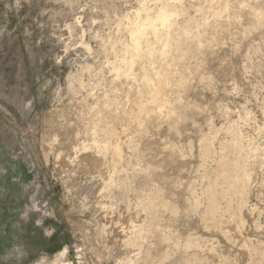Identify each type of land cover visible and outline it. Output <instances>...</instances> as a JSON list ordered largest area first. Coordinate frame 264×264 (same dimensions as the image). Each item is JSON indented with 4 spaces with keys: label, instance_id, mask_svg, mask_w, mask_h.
Here are the masks:
<instances>
[{
    "label": "rangeland",
    "instance_id": "374dc122",
    "mask_svg": "<svg viewBox=\"0 0 264 264\" xmlns=\"http://www.w3.org/2000/svg\"><path fill=\"white\" fill-rule=\"evenodd\" d=\"M55 263L264 264V0H0V264Z\"/></svg>",
    "mask_w": 264,
    "mask_h": 264
},
{
    "label": "bare ground",
    "instance_id": "6f19581e",
    "mask_svg": "<svg viewBox=\"0 0 264 264\" xmlns=\"http://www.w3.org/2000/svg\"><path fill=\"white\" fill-rule=\"evenodd\" d=\"M173 22H174V12L170 9V8H168L167 6H163V7H161L158 11H157V14L155 15V16H152V15H150V14H147V17L145 18V20L144 21H140V20H137L136 22H134V25H133V27H132V47H131V49H132V51H133V53H134V56L130 59V62L128 63V64H130V66L133 68V66L134 65H137L136 63H137V61H138V59H139V57H140V50H141V48H142V46H143V43L146 41V39L147 38H149V37H146L147 35H148V31H151L152 32V34H155L156 35V37H161L160 36V31L162 32V30H160V26H162V27H172L173 26ZM167 28H162L163 30L164 29H167ZM158 40V39H157ZM148 42V41H147ZM147 42H145V43H147ZM149 43H150V40H149ZM147 46V45H146ZM142 51V50H141ZM148 51L149 52H147V53H152V52H154L155 53V51H153V48H151V47H149L148 48ZM143 52V51H142ZM145 52V51H144ZM132 53V52H131ZM146 54V53H145ZM133 55V54H132ZM142 55V54H141ZM148 55V54H147ZM151 55V57H153L152 56V54H150ZM149 56V55H148ZM154 56H155V54H154ZM139 64V63H138ZM134 69V68H133ZM132 69V71H134ZM128 70H130V69H128ZM139 70V69H138ZM126 72H128V71H125V73ZM129 72H131V71H129ZM124 73V72H123ZM133 73V72H132ZM131 73V74H132ZM135 73V72H134ZM129 74V73H128ZM136 74V73H135ZM137 76V75H136ZM140 76H141V74H140ZM146 82V81H145ZM152 82V81H151ZM154 82V81H153ZM161 84V83H160ZM147 85V84H146ZM155 87H156V91H155V93L154 94H159V92H160V90L162 89L161 88V86L159 85V84H155ZM149 88V87H148ZM164 90V89H163ZM162 90V91H163ZM151 91H153V90H151ZM149 92V91H148ZM147 92V93H148ZM151 93V92H150ZM149 93V94H150ZM155 95V96H156ZM162 95H163V93H162ZM157 97V96H156ZM161 98V97H160ZM154 99V98H153ZM143 100H144V98H143ZM141 101V100H140ZM150 103H151V101H150ZM109 104V103H108ZM149 104V103H148ZM139 105V107H137V108H139V110L138 111H144L145 110V108H144V106L141 104L140 105V103L138 104ZM109 106V105H108ZM153 106V105H152ZM164 106V105H163ZM151 109V108H150ZM154 110L152 109V112H153ZM137 112V111H136ZM145 112H147V111H145ZM145 112H143V113H145ZM148 113H151V112H148ZM128 114V113H127ZM126 114V115H127ZM136 115L138 114V113H135ZM141 114V113H140ZM139 114V115H140ZM142 115V114H141ZM134 117V115H133V113H131V115H130V118H133ZM136 118H138V116H136ZM95 125V124H94ZM98 128V127H97ZM112 131V130H111ZM116 130H113L112 132H111V135H115L116 134V132H115ZM109 139V138H108ZM113 139V138H112ZM128 140V139H127ZM104 141V140H103ZM110 142V141H109ZM115 143V142H114ZM123 143V141H122V138L117 142V143H115V144H113V142L111 143L112 144V147H113V149L115 150V155L116 154H118V152H117V148L121 145ZM86 144V143H85ZM110 144V143H109ZM103 146H105L106 147V144L105 145H103ZM95 148V147H94ZM99 148V147H98ZM97 148V149H98ZM106 149V148H105ZM112 149V150H113ZM114 152V151H113ZM112 154V153H111ZM99 155V154H98ZM95 156V155H94ZM113 157V156H112ZM118 158V157H117ZM113 159V158H112ZM111 159V160H112ZM95 160H97V159H95ZM114 160V159H113ZM112 163V162H111ZM115 163V162H114ZM113 163V164H114ZM229 164V163H228ZM231 166V165H230ZM117 168V167H116ZM233 169V168H232ZM240 170H242V169H240ZM229 171V170H228ZM231 171V170H230ZM233 172V171H232ZM237 172V171H236ZM240 172H242V171H240ZM246 172V171H245ZM228 173V172H227ZM223 174V173H222ZM230 174H233V173H230ZM230 174H227V175H230ZM221 175V174H220ZM218 176V175H217ZM231 176V175H230ZM234 176V175H233ZM236 176V175H235ZM250 176V175H249ZM219 177V176H218ZM229 178V177H228ZM231 178V177H230ZM232 179V178H231ZM234 179H235V177H234ZM225 180V179H224ZM237 181V180H236ZM235 181V182H236ZM239 181H241V180H239ZM226 182H227V180H226ZM230 181H228V183H229ZM224 183H225V181H224ZM248 183V182H247ZM244 184V183H243ZM245 185V184H244ZM236 188H237V186H236ZM242 188V187H241ZM247 188V187H246ZM231 189H233V188H231ZM238 189V188H237ZM214 190V189H213ZM242 190V189H241ZM244 191V190H243ZM211 202V201H210ZM214 202V201H213ZM217 203V202H216ZM216 203H214V204H216ZM213 204V203H212ZM211 209V208H210ZM214 209V208H213ZM215 210H216V208H215ZM215 210H214V212H215ZM211 211V210H210ZM220 211V210H219ZM224 212V211H223ZM211 213H213L212 211H211ZM210 213V214H211ZM216 214V213H215ZM217 218V217H216ZM57 262V261H56ZM56 264V263H55Z\"/></svg>",
    "mask_w": 264,
    "mask_h": 264
},
{
    "label": "crops",
    "instance_id": "0c3cea01",
    "mask_svg": "<svg viewBox=\"0 0 264 264\" xmlns=\"http://www.w3.org/2000/svg\"><path fill=\"white\" fill-rule=\"evenodd\" d=\"M16 228V225H14V229ZM15 232H16V229H15ZM36 231H30V233H28V232H26L25 231V233L23 234L22 233V235L20 234V235H16V237L17 238H23L24 240H25V245L26 246H28V240L31 242L32 240H34L35 238H36ZM53 238V237H52ZM39 252H43L42 250H39ZM22 254H25V256L26 257H28L29 256V254H31V252H27V251H25V252H23Z\"/></svg>",
    "mask_w": 264,
    "mask_h": 264
}]
</instances>
